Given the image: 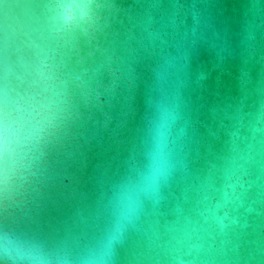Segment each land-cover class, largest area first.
Instances as JSON below:
<instances>
[{"label": "water", "instance_id": "obj_1", "mask_svg": "<svg viewBox=\"0 0 264 264\" xmlns=\"http://www.w3.org/2000/svg\"><path fill=\"white\" fill-rule=\"evenodd\" d=\"M0 264H264V0H0Z\"/></svg>", "mask_w": 264, "mask_h": 264}]
</instances>
